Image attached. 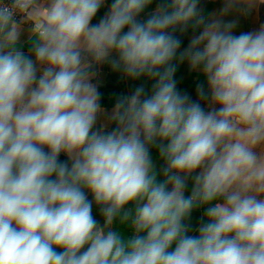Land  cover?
Returning a JSON list of instances; mask_svg holds the SVG:
<instances>
[{"label": "clouds", "instance_id": "9594fccd", "mask_svg": "<svg viewBox=\"0 0 264 264\" xmlns=\"http://www.w3.org/2000/svg\"><path fill=\"white\" fill-rule=\"evenodd\" d=\"M152 2L113 0L93 24L106 0H0V264H264V26L237 35L223 19L254 0L211 18L199 0H160L143 18ZM185 61L207 83L197 101L177 88ZM102 62L154 81L120 97L111 131L97 126Z\"/></svg>", "mask_w": 264, "mask_h": 264}, {"label": "crops", "instance_id": "0c3cea01", "mask_svg": "<svg viewBox=\"0 0 264 264\" xmlns=\"http://www.w3.org/2000/svg\"><path fill=\"white\" fill-rule=\"evenodd\" d=\"M41 2H45V0H41ZM160 3V0H153L152 4L145 10V13L142 14L143 18H147V15L156 8L157 4ZM198 7L203 12L206 17H213L218 16L220 10L224 7V0H199ZM245 5H238L232 11H230L227 15L223 17L224 20H235L236 27L234 29L235 34H240L241 32H253L259 30L262 26H264V2L261 0H254L253 5L247 11H240V8H245ZM46 8H41L37 12V16L42 17L46 14ZM36 17H33L35 19ZM141 18V17H140ZM22 25L21 33L19 37V45L20 50L23 51L26 55L30 54L31 48V27L30 22H26V20L19 22ZM176 36L179 37L182 41L181 44V51L187 47L190 42V39L193 36V32L191 29L186 33L181 34L177 31ZM35 59L34 55L32 56ZM105 62L99 64H93V70L95 71L96 75L93 78V83L97 85V89L100 93V89L107 84L106 78L107 74L104 71ZM175 79L177 81V88L182 93H187L193 101H197L199 98L196 93V88L198 84H203L205 89H207V83L204 76L199 71H192L185 61L183 63H179L177 65V71L175 74ZM154 81L150 80L147 77H141L139 79H130L125 77L124 88L126 91V95L131 94L136 87L143 85L146 91H150L152 84ZM113 97L117 96V93H112ZM101 99V94H100ZM202 106L205 107L207 110L208 104L205 101H200ZM100 105L102 108L101 113L98 115V122L97 126H104V129L110 128V120L111 115L114 109H111L106 106V104H102L100 101ZM256 151L259 153L260 149L257 148ZM150 155L153 159L154 164L156 165V170L159 173L161 168L164 165V162L159 159L158 157V149L152 147L150 149ZM62 161H67V156L63 153L59 157ZM162 175L158 176V179H162ZM192 181L191 179L188 182V187L186 189L185 195H189L191 192ZM204 208H200L194 210L191 214V218L188 223L191 225L192 231L189 233L191 235H197L195 229L198 227L199 223L201 222V217L203 216ZM114 229L120 231L123 234L125 239L129 238L132 235L131 228L127 224H121L119 219L114 222L113 225ZM174 247V246H173Z\"/></svg>", "mask_w": 264, "mask_h": 264}, {"label": "water", "instance_id": "95a60500", "mask_svg": "<svg viewBox=\"0 0 264 264\" xmlns=\"http://www.w3.org/2000/svg\"><path fill=\"white\" fill-rule=\"evenodd\" d=\"M113 0H106L105 6H102L97 15L94 17L92 23H99L100 19L108 12L111 3ZM140 19V17H138ZM104 71L107 74L106 82L107 84L100 89L102 104H106L107 107L114 109L117 101L121 96H126V91L124 88L125 75L122 70H115L112 68L110 63L105 62ZM112 93H117L116 97L112 96ZM115 127V122L110 120V128L104 129L105 131H111ZM89 199H92L91 195L88 196ZM93 216L95 219L103 226L104 219L101 215L100 208L93 202Z\"/></svg>", "mask_w": 264, "mask_h": 264}, {"label": "built area", "instance_id": "2783aa9c", "mask_svg": "<svg viewBox=\"0 0 264 264\" xmlns=\"http://www.w3.org/2000/svg\"><path fill=\"white\" fill-rule=\"evenodd\" d=\"M3 3L11 5L12 0H3ZM15 18H16L17 22H21V21L25 20V16L22 13H17Z\"/></svg>", "mask_w": 264, "mask_h": 264}]
</instances>
